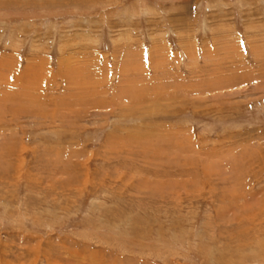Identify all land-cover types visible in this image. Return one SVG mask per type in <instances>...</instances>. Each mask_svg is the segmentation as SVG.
I'll return each mask as SVG.
<instances>
[{"label": "rangeland", "instance_id": "rangeland-1", "mask_svg": "<svg viewBox=\"0 0 264 264\" xmlns=\"http://www.w3.org/2000/svg\"><path fill=\"white\" fill-rule=\"evenodd\" d=\"M0 264H264V0H0Z\"/></svg>", "mask_w": 264, "mask_h": 264}]
</instances>
